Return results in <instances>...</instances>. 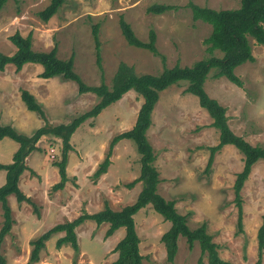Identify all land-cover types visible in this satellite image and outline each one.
<instances>
[{
    "label": "rangeland",
    "instance_id": "1",
    "mask_svg": "<svg viewBox=\"0 0 264 264\" xmlns=\"http://www.w3.org/2000/svg\"><path fill=\"white\" fill-rule=\"evenodd\" d=\"M49 2L7 1L0 11V53L10 56L15 52L9 41L14 33L22 37L30 35L32 50L48 52L56 47L57 58L72 57L74 72L89 86L101 83L110 86L121 63L138 75H158L175 64L191 66L210 56L221 58L219 51L208 53L204 40L211 27L192 19L188 4L214 10L235 9L240 4V0H64L56 14L43 22L37 14ZM153 4L176 9L153 15L147 12ZM121 18L141 41H148L150 31L155 33L158 56L126 43L119 29ZM94 27L99 40L100 67L96 61ZM248 40L254 60L234 70L242 86L215 77L216 71L211 70L204 90L225 109L228 127L235 135L251 146L264 147V47L251 38ZM41 72L42 66L38 64H25L20 71L9 64L0 71V109L4 113L1 118L11 120L13 123L8 126L23 135L31 136L44 125L68 124L98 101L92 93L79 94L74 82L59 76L42 79ZM186 86V82H179L162 91L151 113L146 136L155 156L157 193L175 203L177 213L186 216L189 228L206 225L221 259L231 264H255L257 230L264 214V161L252 166L240 190L242 231L239 232L233 187L243 167V156L234 147L224 146L208 164L209 149L217 145L218 132L210 125L212 120L198 105L197 98L185 92ZM22 91L32 95L43 112V117L33 112L37 122L34 118L28 121L32 112H27L22 101L14 99L13 92L18 98ZM141 103L140 96L129 91L75 131L70 138L67 181L62 188H54L60 178L53 165L59 160L61 142L48 136L39 139L35 150L25 159L27 169L18 181L27 201L19 203L14 195L7 197L12 225L0 244L4 264H111L117 258L114 249L124 229L106 237L107 223L96 225L87 220L74 230L78 252L69 244L56 248L57 240L64 236V232H57L45 242L38 261L29 262L31 241L55 225L73 221L83 213H96L105 206L119 210L135 201L142 183L128 186L138 178L140 170V156L131 141L116 143L107 172L96 180L92 175L112 139L131 129ZM18 146L3 138L0 164L12 163ZM4 181L5 171L0 170V186ZM134 221L142 264H207L199 245L194 243L189 248L183 237L178 238L173 261H167L161 236L169 223L150 206L140 210ZM2 223L0 205V228ZM259 264H264V249Z\"/></svg>",
    "mask_w": 264,
    "mask_h": 264
},
{
    "label": "trees",
    "instance_id": "2",
    "mask_svg": "<svg viewBox=\"0 0 264 264\" xmlns=\"http://www.w3.org/2000/svg\"><path fill=\"white\" fill-rule=\"evenodd\" d=\"M8 0H0V11ZM64 0H50L49 4L40 12L38 17L43 22H47L59 8ZM191 17L194 21H201L210 25L211 33L204 40L208 46V53L219 51L221 58L210 56L200 60L191 66H179L175 64L171 68H164L158 75L143 74L138 75L125 64H120L112 77L111 85L104 83L98 86H89L74 72L73 58L61 60L56 56V47L48 52H37L31 48L30 35L22 37L18 32L9 37V41L15 47V52L8 56L0 53V71L6 65H13L20 71L25 64H38L42 66L39 77L50 79L61 77L74 82L77 85L79 94L92 93L97 98V103L87 112L75 117L68 124L55 126L44 125L37 129L31 136L18 133L11 126L0 124V141L8 138L16 142L19 146L12 157V163L0 164V170L5 171V181L0 186V205L2 209L3 223L0 228V244L6 234L9 233L12 225L11 210L7 204V197L14 195L17 202L27 201V198L18 188V181L24 170L27 169L25 159L30 152L35 150V144L43 136L59 139L61 142L60 157L53 162L59 174V182L55 189L62 188L67 181L66 164L68 152L71 150L70 138L75 131L88 119L96 118L104 109L118 102L124 94L134 91L142 99L138 109L135 122L131 129L115 136L106 153L103 161L98 165L93 173L96 180L107 172L110 164L112 148L120 140L131 141L140 156V170L138 178L128 184L132 186L135 182L142 183V189L138 193L132 204L123 206L119 210H112L108 206L93 213H83L76 219L63 224L55 225L36 240L31 241V252L29 262L38 261V255L44 248L45 242L50 236L57 232H64L56 242V248L64 244H69L72 249L78 252V243L75 228L87 220H92L96 225L107 223L108 228L105 236H111L117 229L123 228L124 235L115 246L117 258L111 264H142V255L139 251V237L135 228L134 216L146 206L160 215L164 221L169 223L168 230L161 236L164 245L166 259L172 262L177 252V242L179 237H183L189 248L197 243L202 256H205L207 264H231L220 258L218 245L213 242L211 235L207 233L206 225L203 223L195 229L187 225L186 216L179 215L174 207L173 201H166L157 193L159 183L158 173L153 165L155 156L147 140L146 132L151 125V113L158 101L159 94L179 82H186V93H190L198 100V105L204 109L211 118V126L218 132V143L210 147V158L208 164L212 162L213 156L224 146H232L243 156L242 170L236 175L234 183L235 205L237 208V225L239 232L242 231V202L240 190L248 178L252 166L259 160L264 161V147L251 146L240 136L235 135L227 124L225 109L220 104L210 98L204 90V83L211 70H215V77H224L232 84L241 87L240 79L234 74L235 68L246 62L254 60L248 38L255 41L257 45L264 47V0H240L239 7L235 9L214 10L200 7L189 3ZM176 7L164 4H153L147 8V12L153 15H161L166 11L174 10ZM121 34L130 46L147 50L151 54L158 56L155 47V33L149 32L148 41L139 40L131 27L121 18L119 20ZM93 39L97 49V64L100 67V57L98 55L99 40L96 27L93 28ZM264 53V52H263ZM162 60L164 58L162 57ZM21 100L26 109L38 113L43 117L39 105L34 97L26 91L21 92ZM257 261L260 263L262 251L264 249V214L262 222L257 230ZM200 262V260H199ZM0 264H4L0 256Z\"/></svg>",
    "mask_w": 264,
    "mask_h": 264
},
{
    "label": "crops",
    "instance_id": "3",
    "mask_svg": "<svg viewBox=\"0 0 264 264\" xmlns=\"http://www.w3.org/2000/svg\"><path fill=\"white\" fill-rule=\"evenodd\" d=\"M2 81H3V80H2ZM5 83H7V82H5ZM10 83H11V82H10ZM11 94H12V93H11ZM11 94H10L8 100L11 99ZM13 96H14V99H15V100L18 99V100L22 101V100H21V97H19V96H18V98L16 97L15 92H13ZM8 100H7V102H8ZM24 106H25V105H24ZM26 110H27V109H26ZM27 112H28V110H27ZM30 112H31V111H30ZM3 114H4V113H2V110L0 109V124H1V125H7V126H8L9 123H13V122H11V120H5V119L1 118V116L4 117ZM31 118H34V117H33V112H32V114H31V116L28 117V121H29ZM34 119H35V118H34ZM35 121H36V119H35ZM36 122H37V121H36ZM35 127H36V124L33 126V128L35 129ZM16 150H17V149H16ZM16 150H15V151H16Z\"/></svg>",
    "mask_w": 264,
    "mask_h": 264
}]
</instances>
